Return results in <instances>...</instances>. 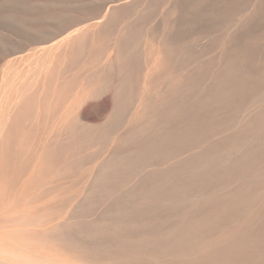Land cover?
I'll list each match as a JSON object with an SVG mask.
<instances>
[{
    "label": "bare ground",
    "instance_id": "6f19581e",
    "mask_svg": "<svg viewBox=\"0 0 264 264\" xmlns=\"http://www.w3.org/2000/svg\"><path fill=\"white\" fill-rule=\"evenodd\" d=\"M258 2L0 0V264H264Z\"/></svg>",
    "mask_w": 264,
    "mask_h": 264
},
{
    "label": "rangeland",
    "instance_id": "374dc122",
    "mask_svg": "<svg viewBox=\"0 0 264 264\" xmlns=\"http://www.w3.org/2000/svg\"><path fill=\"white\" fill-rule=\"evenodd\" d=\"M249 2H251V1H254V0H248ZM257 1H259L258 3H259V5H260V10L258 9V10H256V11H250L249 12V17H248V24H247V32H246V38H247V53H248V58H247V90H248V111H249V119H252V118H254L256 115H259L262 111H259V109L261 110V109H263L264 110V0H257ZM263 2V3H262ZM257 14V15H256ZM254 18V19H253ZM251 19V20H250ZM249 61V62H248ZM262 80V81H261ZM255 82V83H254ZM261 82V83H260ZM263 83V84H262ZM258 84V85H257ZM258 88V89H257ZM255 89V90H254ZM260 90V91H259ZM257 92V93H256ZM262 92V93H261ZM253 95H252V94ZM260 93V94H259ZM250 96V97H249ZM260 96H262V97H260ZM256 98V101H255V98ZM253 98V99H252ZM261 98V99H260ZM252 99V100H251ZM259 99H260V102H259ZM254 100V101H253ZM252 101V102H251ZM259 102V103H258ZM251 103V104H250ZM255 104V105H254ZM258 104V105H257ZM257 105V106H256ZM257 107V108H256ZM252 108H255V109H252ZM255 112H257V113H255ZM254 113V114H253ZM253 115H255V116H253ZM260 142H262V143H260ZM258 141L257 143H259V144H257L256 142H254V144H256V145H258L257 147H256V145H253V147H256V148H258V149H261V147L263 148V150H264V146L262 145V144H264V141ZM261 147H260V146ZM249 153V152H248ZM234 155H231V158H230V161L231 162H233V160H234V162H236L237 160L236 159H238L239 160V157L238 156H240V158L241 157H243L245 154L246 155H248L246 152H243L242 151V153H241V151L239 152V153H237V152H235V153H233ZM242 154V155H241ZM236 157V158H235ZM181 160H183V158H181L180 159V161ZM236 160V161H235ZM229 162V161H228ZM230 162V164L232 165L233 163H231ZM215 165H218V164H215ZM214 165V166H215ZM228 165V164H227ZM219 166V165H218ZM221 166V165H220ZM219 166V167H220ZM228 166H230V165H228ZM216 167V166H215ZM222 168H223V166H221ZM221 167L219 168V169H221ZM226 166L224 165V170H223V172L225 171L226 172V170L229 168V167H226ZM217 168V167H216ZM210 169H215L214 167H211ZM209 169V170H210ZM218 168H217V171H218V173L220 172V173H222V171H220ZM226 169V170H225ZM230 170V169H229ZM216 171V170H215ZM214 171V173H216ZM203 172V171H202ZM213 173V170H212V172L210 171V174H212ZM213 173V174H214ZM218 175V174H217ZM220 176H222V175H220L219 174V176H216L215 175V177H214V175H213V177L214 178H217V177H219V179H220ZM212 177V176H211ZM206 178H208V177H206ZM206 178H204V179H206ZM213 179V178H212ZM217 180V179H216ZM215 179H213L212 181L214 182V181H216ZM220 182V180H217V184ZM206 182V181H205ZM213 182L211 183H209V184H211V185H213ZM239 182H237V184H238ZM215 184V183H214ZM234 184V183H233ZM232 183H231V185H233ZM236 183H235V185H233V187H231L232 189L230 190V188H229V190L230 191H234V192H236V191H238V190H236L237 188H235L236 186H238ZM240 184H242V183H240ZM239 186H242V185H239ZM238 186V187H239ZM241 188L242 187H239V191H241ZM191 189H193V188H191ZM191 189H190V192H189V195H192V197H196L195 195L196 194H198V193H196L195 194V192L196 191H194V189L192 190V192H194V193H192L191 192ZM215 189H216V184H215ZM244 188H242V190H243ZM189 191L188 189H186L185 188V191ZM236 190V191H235ZM238 191V192H239ZM216 194H214V199H218V196H217V191L215 192ZM219 193H221L220 191H219ZM193 194H195V195H193ZM221 194H223V193H221ZM216 195V196H215ZM219 196H220V194H218ZM198 196V195H197ZM201 197V195L199 196V198L197 197V199H199V200H197L198 201V207L200 208V203H204L203 201V199L206 197H201L202 198V200L200 201V198ZM216 197V198H215ZM222 196H220L219 197V199L221 198ZM208 199H211V198H207V199H205V200H207L208 201ZM202 206V205H201ZM248 207H250V206H248ZM233 209H235V208H233ZM245 211H248L247 210V208H246V210ZM234 213H235V211H233ZM236 212H239L240 213V211H237L236 210ZM233 213V214H234ZM238 213V214H239ZM243 213H245V212H242V214ZM237 214V213H236ZM237 214V215H238ZM224 228V227H223ZM223 228H221V227H218V228H216V230L217 231H219V230H224ZM215 230V231H216ZM221 230V231H222ZM221 231H219V236H220V233H222ZM258 231V230H257ZM217 234V233H216ZM215 234V237L217 236ZM256 234H258V232H256ZM255 234V235H256ZM219 236H217V237H219ZM216 237V238H217Z\"/></svg>",
    "mask_w": 264,
    "mask_h": 264
}]
</instances>
